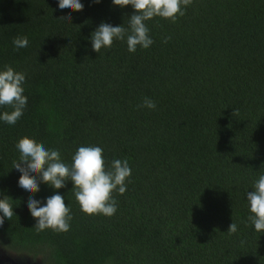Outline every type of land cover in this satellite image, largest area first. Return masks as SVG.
<instances>
[{"label":"trees","instance_id":"trees-1","mask_svg":"<svg viewBox=\"0 0 264 264\" xmlns=\"http://www.w3.org/2000/svg\"><path fill=\"white\" fill-rule=\"evenodd\" d=\"M82 3L62 13L55 0H0V67L25 73L28 98L14 125L0 122V198L14 208L0 248L40 264H264L245 199L264 173V0H190L175 22L147 21L153 44L134 53L87 39L102 21L126 26L130 6ZM16 36L28 46L14 49ZM144 97L156 108L138 107ZM25 136L69 164L81 145L102 147L109 166L126 158L115 214L82 212L67 181L55 191L69 230L37 232L12 169Z\"/></svg>","mask_w":264,"mask_h":264},{"label":"clouds","instance_id":"clouds-1","mask_svg":"<svg viewBox=\"0 0 264 264\" xmlns=\"http://www.w3.org/2000/svg\"><path fill=\"white\" fill-rule=\"evenodd\" d=\"M60 12H80L84 8L82 0H55ZM99 4L101 0H90ZM115 6L124 8L130 6L133 10L125 24L113 26L101 22L87 38L91 50L99 53L102 48H110L114 41H124L129 53L137 48L147 49L153 44L149 35L147 21L154 17L175 22L178 16L184 15L185 7L190 0H111ZM59 19L70 22L72 17ZM26 36H16L12 39L14 49L28 46ZM25 73L15 70L9 65L0 67V108L9 107L10 111H0V122L14 125L19 120L27 105L28 98L24 95ZM138 107L153 110L156 103L149 97H144ZM15 148L19 153L13 161L12 169L18 173L17 187L28 196L27 210L34 219L37 232L52 229L56 232H66L72 220L70 208L65 204V197L55 191L65 187L67 181L72 184L71 191L80 210L89 215H104L111 217L117 210V201L113 193L124 194L126 181L131 175L128 160L113 159L110 166L106 164L103 149L97 145L78 146L71 156V163L65 162L58 149L46 148L44 144L25 136L18 139ZM52 188L53 194L36 197L40 185ZM252 191L245 193L248 205L247 222L253 230L264 233V173H260L251 187ZM13 200L9 196L0 198V226L14 215ZM229 233L237 231V224L231 222L227 228Z\"/></svg>","mask_w":264,"mask_h":264},{"label":"rangeland","instance_id":"rangeland-1","mask_svg":"<svg viewBox=\"0 0 264 264\" xmlns=\"http://www.w3.org/2000/svg\"><path fill=\"white\" fill-rule=\"evenodd\" d=\"M0 261H2L3 264H40L38 258L32 259L31 257H28L26 255L13 254L3 250L2 248H0Z\"/></svg>","mask_w":264,"mask_h":264},{"label":"water","instance_id":"water-1","mask_svg":"<svg viewBox=\"0 0 264 264\" xmlns=\"http://www.w3.org/2000/svg\"><path fill=\"white\" fill-rule=\"evenodd\" d=\"M6 261H7V260H6ZM6 261H4V262H6ZM0 264H3L2 261H0ZM9 264H12V263H9Z\"/></svg>","mask_w":264,"mask_h":264}]
</instances>
